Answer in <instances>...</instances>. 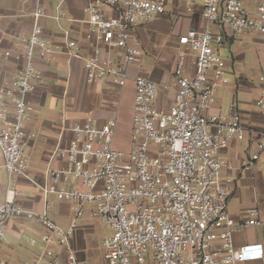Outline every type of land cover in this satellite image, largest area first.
Here are the masks:
<instances>
[{"label": "built area", "instance_id": "built-area-1", "mask_svg": "<svg viewBox=\"0 0 264 264\" xmlns=\"http://www.w3.org/2000/svg\"><path fill=\"white\" fill-rule=\"evenodd\" d=\"M32 1L31 30L17 37L22 51L5 50L2 56L3 62L14 57L22 59L23 65L0 80V169L10 183L0 201V264H7L1 248L11 218L36 219L44 227L30 240L34 252L29 264H83L71 237L86 214L110 229L102 240L104 264H264L260 243L236 246L232 238L236 228L264 226L258 209L236 223L227 207L233 179L223 175L231 164L220 151L231 140L244 137L240 115L233 106L226 118L205 114L215 88L226 82L225 61L216 50L224 36L211 25L227 27L238 37L257 32L264 52V0L255 15L241 0H200L207 26L179 35L184 48L178 51L169 80L162 83L132 75V68L143 59L132 28L164 14L168 0H84L86 47L72 39L67 47L81 60L88 83L107 80L121 91L133 81L128 146L122 150L114 144L115 116L103 121L86 116L71 122L65 129L69 132L65 146L52 153L63 161L62 166L46 170L42 188L46 202L39 215L15 199L13 184L14 175L27 172L24 151L34 136L26 131L25 121L34 112L27 96L43 80L36 53L52 50L42 36L41 0ZM193 4L188 0L187 10ZM189 51L194 53L192 73L185 69ZM259 79L263 88L255 104L264 119V65ZM159 89L173 91V102L166 109L156 105ZM263 150L264 128L246 165ZM49 197L70 205L71 218L65 227L48 217Z\"/></svg>", "mask_w": 264, "mask_h": 264}, {"label": "crops", "instance_id": "crops-1", "mask_svg": "<svg viewBox=\"0 0 264 264\" xmlns=\"http://www.w3.org/2000/svg\"><path fill=\"white\" fill-rule=\"evenodd\" d=\"M188 0H168L166 11L157 18L136 25L133 35L138 39L143 50L142 64L132 68V75H143L162 83L169 80L175 66L178 51L184 47L179 44L178 37L190 29L202 30L207 25L201 17L202 3L193 0L191 10H187ZM249 14L255 15L257 6L262 0H241ZM44 15L39 22L42 36L48 40L52 50L49 53H36L35 64L41 71L43 80L27 99L33 105L34 112L25 121V129L34 136L25 147L28 162L24 175H14L13 184L16 189L15 199L24 209L39 215L43 213L45 199L42 188L46 183L48 167L56 168L63 161L53 156L57 146H65L69 132L66 129L74 120L93 116L100 121L108 117H122L121 100L124 94L129 99L126 119L127 141L130 132L131 107L134 96V84L130 79L121 91L111 86L107 80L88 83L80 59L69 52L67 40H75L86 47L85 41V1L84 0H41ZM32 0H0V80L11 77L23 65L22 59L9 58L2 61L3 52H21L23 45L18 36L30 32L33 17ZM213 31H221L224 40L216 46V50L225 61L224 76L226 82L215 88L214 101L205 111L208 116L226 118L231 113V106L239 113L240 121L245 128L242 139H233L220 151L223 159L230 162L231 167L223 170V175L233 179L232 192L228 198V211L236 223L249 218V211L257 208L260 218L264 220V150L258 159L246 165L251 153L256 150V142L264 128L255 104L263 84L259 79L264 65V52L261 37L257 32L238 37L227 27L211 25ZM194 53L189 51L185 58V69L192 73ZM173 102V91L159 89L156 105L168 108ZM121 127V126H120ZM214 127L210 125V130ZM0 153V165H2ZM10 187L7 173L0 169V201L5 198ZM46 210L48 217L65 227L71 218L68 203L48 198ZM86 214L75 229L71 243L77 257L84 258V234L88 230ZM33 221V223H31ZM64 225H61V224ZM34 225L37 226L35 229ZM7 241L2 245V254L7 264L8 256L20 245L18 242L27 233V251L30 261L34 248L30 244L32 238L44 231V227L36 219L11 218L7 221ZM236 246L260 243L264 250V226L246 225L236 228L232 234ZM243 264H262L260 261H249Z\"/></svg>", "mask_w": 264, "mask_h": 264}, {"label": "rangeland", "instance_id": "rangeland-1", "mask_svg": "<svg viewBox=\"0 0 264 264\" xmlns=\"http://www.w3.org/2000/svg\"><path fill=\"white\" fill-rule=\"evenodd\" d=\"M121 104L123 105L121 108L122 117H116V135L114 144L117 148L125 150L128 146V141L126 138L127 129H126V119L128 115V107H129V99L127 94L122 97ZM121 126V127H120ZM33 223V221L31 222ZM89 228L87 232L84 234L85 239V250H84V258L82 260L83 264H104V254H103V243L102 240L110 234V229L102 225L98 219L89 218L88 219ZM61 225H64L63 223ZM35 229L37 228L34 225ZM29 233L26 234L25 237H22L18 242L21 246L15 249L12 254L8 256L9 263L8 264H29L30 255L27 251V238Z\"/></svg>", "mask_w": 264, "mask_h": 264}]
</instances>
